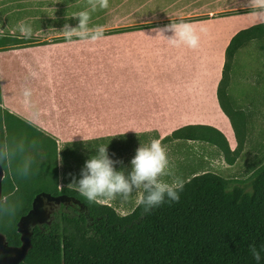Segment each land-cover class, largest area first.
I'll return each mask as SVG.
<instances>
[{
	"label": "crops",
	"instance_id": "1",
	"mask_svg": "<svg viewBox=\"0 0 264 264\" xmlns=\"http://www.w3.org/2000/svg\"><path fill=\"white\" fill-rule=\"evenodd\" d=\"M127 1L134 22L119 25L129 30L116 34L115 51L106 47L109 41H99L95 63L79 65L74 51L59 49L65 42L0 55V106L46 131L64 127L69 119L90 123L93 109L101 107L115 110L130 130L156 129L164 138L182 127L207 125L233 144L232 122L218 97L226 49L236 33L264 23V12L248 0ZM172 22L192 24L200 37L198 47L170 44L167 38L173 33L161 30ZM45 63L52 65L44 68ZM94 69L100 73L95 80ZM72 72L77 75L70 79ZM26 88L32 92L28 98Z\"/></svg>",
	"mask_w": 264,
	"mask_h": 264
},
{
	"label": "trees",
	"instance_id": "2",
	"mask_svg": "<svg viewBox=\"0 0 264 264\" xmlns=\"http://www.w3.org/2000/svg\"><path fill=\"white\" fill-rule=\"evenodd\" d=\"M254 41H264V23L236 33L226 49L218 97L231 122L223 99L224 95L228 98L226 86L231 61L239 48ZM22 44L17 38L0 36V50L19 48ZM1 91L0 85V103ZM24 127L52 140L35 125L0 106V157L6 170L3 198L7 197L0 207V231L9 244H22L17 222L29 212L38 194H67L80 199L82 206H70L71 211H59L48 222L34 226L32 248L21 264H264V164L255 170L247 185L231 187L229 180L221 175L196 174L184 183L179 202L166 200L148 212L138 204L131 213L121 215L112 205L90 202L69 188L52 190L45 180V171L31 178L15 175L17 189L10 192L9 185L14 179L6 168L3 148L5 144L10 148L11 139ZM182 133L191 140L214 143L221 138L225 149L231 150L227 137L207 125L179 128L163 140ZM74 146L65 149L78 152L79 148ZM67 159V163L74 162L72 157ZM14 206L19 211L6 223L7 214L4 220L3 212ZM251 245L261 251L259 262L251 255Z\"/></svg>",
	"mask_w": 264,
	"mask_h": 264
},
{
	"label": "rangeland",
	"instance_id": "3",
	"mask_svg": "<svg viewBox=\"0 0 264 264\" xmlns=\"http://www.w3.org/2000/svg\"><path fill=\"white\" fill-rule=\"evenodd\" d=\"M85 10L90 11L87 0H0V36L23 41L21 47L65 42L66 44H61L59 49L74 51L79 57L78 64L95 63L99 60L95 54L101 50L99 41L101 39L109 41L106 47L110 51H115L118 32H114L113 29L134 22V16L127 0H109V7L91 13L89 22V27L99 25L104 28V38L92 45L89 41L75 37L67 40L62 32L64 25L76 27L78 20L72 16ZM22 25L30 27V36L26 37L20 31ZM49 49L45 48L46 51ZM9 50L11 49H1L0 55H6L5 52ZM88 53L93 54L90 56ZM51 65L45 63L43 66L47 68ZM99 74V71L94 69L92 72L94 80L99 78ZM73 75L75 77L77 74L72 72L68 77L72 79ZM226 91L228 98L224 95L223 99L232 119L235 142L231 144L228 137L227 139L234 152L225 149L226 145L221 138L214 143L201 139L191 140L186 133H182L163 140L158 130L150 129L147 130L149 132H145L149 128L144 127L132 129L136 131L135 134L124 135L132 130L125 127L122 121L119 122L116 111L96 107L93 109L90 123L69 119L64 127H54L51 131L36 126L40 133L45 132L52 140L43 137L45 134H39L34 129L20 128L21 132L11 139L10 148L7 144L3 148L6 168L12 179L15 175L19 178L24 176L31 178L38 172L45 171V180L49 181V188L52 190L56 187L58 191L69 188L79 193L75 186L69 185L72 177L80 178L85 162L96 154L100 146H107L110 159L123 161V164L115 165L116 170L122 168L130 170V161L137 149L157 139L167 152L169 176L166 179L169 182L179 178L184 184L196 174L212 172L229 180L231 187L247 185L255 170L264 164V41H254L236 51L228 72ZM170 130L172 129H165ZM69 145L78 147V152L72 150L67 152L65 147ZM69 157H72L74 162L67 163ZM9 188L10 192L16 191L15 179ZM248 190L252 191V188ZM140 198V193H134L127 202H122L118 198L102 199L99 203L110 204L121 215H126L138 206ZM6 200L7 197L3 198V201ZM57 204L50 207L43 202L42 217L45 218V222L54 218L59 211H71L70 206ZM18 211L19 207L16 206L7 212L4 211V220L7 214L6 223H10Z\"/></svg>",
	"mask_w": 264,
	"mask_h": 264
},
{
	"label": "clouds",
	"instance_id": "4",
	"mask_svg": "<svg viewBox=\"0 0 264 264\" xmlns=\"http://www.w3.org/2000/svg\"><path fill=\"white\" fill-rule=\"evenodd\" d=\"M249 6L264 12V0H248ZM89 10L81 11L72 16L78 20L76 27L65 24L62 30L67 40L74 37L92 43L99 41L104 34L102 26L89 27L91 13L109 7V0H87ZM173 33L167 38L173 46L181 44L190 48H197L200 37L192 24L187 22H172L165 26L163 31ZM20 31L30 36V27L21 26ZM203 31V29H201ZM23 95L28 98L32 95L30 89H25ZM123 161H114L109 158L107 146H100L95 155L90 157L81 169L80 178L72 177L70 186H75L79 193L90 202H100L102 199L127 202L134 193H140L138 201L145 212L168 202H179V193L183 190V181L176 178L169 182L166 177L169 160L166 149L161 142L153 139L149 144L140 146L130 161V170H116V164ZM27 175V173H25ZM250 252L256 261L261 260V251L255 245L250 246Z\"/></svg>",
	"mask_w": 264,
	"mask_h": 264
},
{
	"label": "water",
	"instance_id": "5",
	"mask_svg": "<svg viewBox=\"0 0 264 264\" xmlns=\"http://www.w3.org/2000/svg\"><path fill=\"white\" fill-rule=\"evenodd\" d=\"M5 177V169L0 157V207L3 201V179ZM62 202H75L82 206L80 199L69 196L67 194L52 195L50 193L38 194L32 208L25 215H22L17 222V231L21 235L22 244L19 246L10 245L5 234L0 231V264H21L27 257L32 248V229L36 225L44 224L45 218L42 217V205L44 199ZM47 222V221H46ZM45 222V223H46Z\"/></svg>",
	"mask_w": 264,
	"mask_h": 264
},
{
	"label": "flooded vegetation",
	"instance_id": "6",
	"mask_svg": "<svg viewBox=\"0 0 264 264\" xmlns=\"http://www.w3.org/2000/svg\"><path fill=\"white\" fill-rule=\"evenodd\" d=\"M44 204H48V206H50V207H55L56 205H58L57 204V202H55V201H49L48 199H44ZM61 205H64V206H66V207H69V206H80L79 204H76L75 202H62L61 203ZM56 212V211H55Z\"/></svg>",
	"mask_w": 264,
	"mask_h": 264
}]
</instances>
